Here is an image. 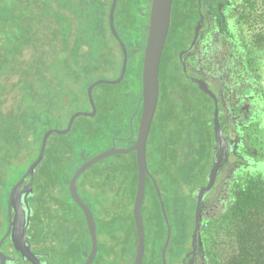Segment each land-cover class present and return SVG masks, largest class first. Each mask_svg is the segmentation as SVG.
I'll return each instance as SVG.
<instances>
[{
    "label": "trees",
    "instance_id": "16d2710c",
    "mask_svg": "<svg viewBox=\"0 0 264 264\" xmlns=\"http://www.w3.org/2000/svg\"><path fill=\"white\" fill-rule=\"evenodd\" d=\"M142 1L119 0L115 12L116 25H119V11L123 5L128 4V17L134 18L135 10L139 8L137 3L142 5ZM111 4L112 0L0 1V179L5 177L4 180L16 181L37 158L47 128V114H60L68 122L71 101L74 105L81 104L79 96H70L74 93L71 87L81 85L87 101L88 86L111 70L117 60L111 38L117 41L108 25ZM183 18L187 21L188 13ZM129 37L139 41L137 33L132 32ZM177 43L178 40L175 41L178 54L180 49H177ZM176 60L179 73L172 71L168 75L162 71V81L169 93L177 88L179 76L186 75L179 57ZM167 61L164 55L163 70L166 69ZM131 62L132 67L137 68L131 77L138 89L134 107L126 111L124 103L119 111V103L110 104L108 100L102 115V121L104 123L106 120L108 128L105 126L103 133L97 127V119H89L85 130L84 124L82 130L79 129L82 124L79 123L76 129L66 134L55 133L46 151L47 160L54 147L52 143L56 141L59 166L52 167L51 175L54 173L61 180L69 182L82 165L83 156L89 148L86 145H90L91 141L109 140L111 144L115 135H130V119L142 95L143 58L139 65L135 60ZM185 89L191 93L186 99L188 111L185 115L177 109H167L163 98L159 101L156 126L147 146L151 174L147 177L149 185L143 204L144 218V213L151 209L149 201L146 202L147 197L156 198L162 213L154 180L160 190V183H164L165 188L176 197L179 195L177 189L181 187L194 192L199 186L208 183L215 133H209L208 137L204 133V126L192 102L195 95L191 91L193 87ZM30 90H33L34 105L27 101ZM178 98L179 93L176 92L172 93L169 100ZM140 113L141 110L138 117ZM168 118L173 122L177 120L179 127H164L158 131L160 119ZM211 122L213 129V120ZM134 140L135 137L130 143ZM185 148L187 150L183 152ZM246 154L245 157L225 161L213 187L214 196L209 198L207 204L206 200L202 203L201 211H208L202 224L205 227L207 264H264V160L251 150H247ZM74 160L79 161L78 165L71 168ZM44 165L47 166L46 161ZM94 165L78 179L90 178L92 183L84 191L93 197L94 211H103L102 197L108 190L110 197H125L128 217L129 205L134 203L138 182L135 152L115 154ZM58 170L61 171L59 175ZM90 170L91 173H88ZM37 179L45 178L37 175ZM100 222L98 234L103 236L106 231L103 221ZM132 224L130 226L127 222L126 235L130 243L128 250L135 253L138 234L134 220ZM162 247L158 250L152 247L148 251L146 243L143 264H163Z\"/></svg>",
    "mask_w": 264,
    "mask_h": 264
},
{
    "label": "flooded vegetation",
    "instance_id": "af4514ba",
    "mask_svg": "<svg viewBox=\"0 0 264 264\" xmlns=\"http://www.w3.org/2000/svg\"><path fill=\"white\" fill-rule=\"evenodd\" d=\"M151 4L152 0H144L142 1V5L138 2L137 6L139 8L135 10L137 13H135V17L138 19L143 18L145 21L148 20L147 33L149 31ZM197 4V9L195 10L197 21L194 26H191L193 33L192 39L185 45V47L181 48L180 51H184V61L181 62L180 58L179 61L186 74L184 76L187 77L190 82L194 83L192 84L193 90L191 91H194L195 94L198 90L202 95L209 96L201 89L198 82L194 81L195 78L205 80L208 83L209 88L211 87V83L214 82V90L212 91L217 97V105L220 110V123L227 134L229 142L224 149V156L226 158L223 162L224 164L227 159H239V157L247 156V150H251L257 154V151H254L252 147L254 142L253 131L255 129L264 131V89L257 76V70L254 68L252 49L247 42L245 36L246 31L244 32L243 24L246 20L244 17V3H238L236 0H197ZM201 16L204 17V20L199 30L196 43L193 48L190 49L195 36V27ZM127 17L128 4L123 5L119 11V25H116V19L114 18L115 28L128 48V65L132 60L137 61V64L139 65L141 59L144 57L145 44L142 46L140 41H133L132 38L129 37L132 34L134 26L131 24L132 22L129 24L127 23ZM108 25L110 32L113 35L109 19ZM136 33L138 32L136 31ZM113 37L118 43H116L117 48L113 47V50L118 53L116 54L117 56L120 55V57H122L123 64L124 57L121 43L114 35ZM169 37L170 31L163 53V56L165 55L167 60L170 59L171 51L175 50V41L168 44ZM141 54L142 57L140 56ZM183 63L186 64V69H184ZM162 71L167 73L166 69L163 70L162 67L160 68L159 101L162 98L164 101H167L169 103L167 109H177L180 113L187 112L188 108L186 106V99L189 98V94L191 93L187 92L185 89L186 87L179 89L175 88L174 91H170V93L167 92L165 89L166 85L164 84V81H162ZM101 77L104 76L101 75ZM97 86L93 90V96L97 108L96 112L94 115L86 117H88V119H97L99 122V120L103 118V107H106V102L108 100H106V95L105 98H103L104 95H102L103 102H101L100 93H95L94 95ZM176 92L179 93V98L176 100H169L172 93ZM70 96H79L81 103L84 102V97L81 94L76 95L74 92L70 94ZM193 97H195V95H193ZM139 99L138 108L134 111L130 119V135H115L111 139V144H109L104 150L110 148L114 144L116 147H130L135 143L138 133L136 125L138 124L139 128L141 113L140 117H138V115L140 110L142 111L141 98ZM211 101L213 102L214 113L215 100L212 98L210 99V102ZM77 102H79V100ZM85 102L87 108L84 110L82 107L74 105V102L71 101L68 106L70 117L77 111L91 112L93 108L88 98V92L87 101L85 100ZM159 106L160 104H158L156 115L160 108ZM120 107L122 106H119V111ZM74 108H76L75 111H73ZM162 111L163 110L161 109V112ZM47 115L49 119L47 120V128L45 132L51 128L57 127L65 129L67 127L68 122H66L65 118L60 114ZM156 115L149 138L156 126ZM81 116L84 115L75 118L70 131L79 126L80 122L78 119ZM82 126L83 124H80V128H82ZM55 133L60 134L53 132L49 136L44 157L38 164L34 173L27 175L25 180L21 183V191H23L22 194L24 195L22 209L24 208L23 223L26 222V240L22 235L23 228H18V223L21 221L18 220L17 223L15 222L17 214L15 206L12 205L10 211L9 201L13 187L20 181L28 169L14 182L12 180H4L5 177L0 179V198H4L3 203L0 204V264H84L92 252L93 241L87 217L82 207L71 195L70 181H63L60 176H57L54 173L51 175L50 173L54 165L59 166L57 165L56 159L58 151L56 141L52 143L54 146L52 150L53 153L50 152L46 160L48 143L52 135ZM133 137H135V140L133 143H130ZM214 144L215 138L213 143V147L215 148ZM87 154L90 155L89 152H87ZM87 154H84L83 156V163L95 156L93 155L90 157ZM45 161L47 166L44 165ZM60 172L61 171L58 170V175ZM84 173H82L78 179ZM1 174L3 175V172ZM150 174L151 173H149L147 177L150 176ZM37 175L40 178L45 179H37ZM78 179L76 186L79 196L91 209L96 222L98 251L91 264H134L136 249L135 253L132 252V250H128L130 243L127 240L126 226L127 222L130 223V226L133 225V220L135 222V200L133 205H129L127 217L125 212V197L121 195L117 198L110 197L107 190L106 195L102 197L103 211L101 213L96 212L94 211V204L92 202L93 197L91 196V198L90 195L85 194L84 191V188L90 187L92 183L90 178L86 177L81 181ZM148 185L147 181L146 190ZM215 201L216 199L214 202ZM207 212L201 211L200 224L197 231V247L194 253L192 252V245L193 232L196 227V218L192 224L189 219H183L180 222L179 231H181V235L180 240L178 241L179 238H177L176 242L178 251L172 254L176 256V264H187L192 258L194 259L192 264H207V250L204 234L205 227L202 226L204 215H206ZM63 220H65V222H63ZM100 220L103 221L106 231L103 236L98 234L101 223ZM189 224L191 226L192 241L190 247L186 248L184 236L187 233V225ZM128 232L130 233V229ZM163 248L164 246L162 247V252Z\"/></svg>",
    "mask_w": 264,
    "mask_h": 264
},
{
    "label": "water",
    "instance_id": "95a60500",
    "mask_svg": "<svg viewBox=\"0 0 264 264\" xmlns=\"http://www.w3.org/2000/svg\"><path fill=\"white\" fill-rule=\"evenodd\" d=\"M1 1V0H0ZM118 0H112V4L110 7L109 13V20H110V27L112 30L113 35L118 39L121 43L122 50H123V64L121 68V73L118 78L116 79H106L100 78L91 83L88 86V98L92 105L93 110L89 111H77L69 118L68 125L65 129L59 128H51L47 130L42 138V143L40 147V151L38 153L37 158L33 161V163L29 166L26 173L20 179V181L13 187L10 195L9 201V208L10 211L12 209V205L15 206L16 211V219L15 222L17 223L18 220L21 222L18 223V228H23V238L26 240V222L24 221V208L23 201L24 195L21 191V183L25 180L27 175L33 174L35 169L37 168L38 164L44 157L47 141L49 136L53 132H57L60 134L68 133L72 126L73 122L76 117L80 115L84 116H92L96 112V104L93 96L94 88L99 84H115L119 83L125 77L127 67H128V59L129 53L126 44L120 38L116 28H115V10L117 7ZM174 0H152L151 10H150V22H149V31H148V38L144 48V59H143V68H142V95H141V102H142V111L140 117V123L138 128V133L136 137L135 143L130 147H116L115 144L110 148L96 154L92 158L86 160L78 169L75 171L74 175L70 180V191L73 198L79 203L82 207L83 211L86 214L87 221L89 224L92 241H93V249L92 252L84 264H91L97 251H98V239H97V231H96V222L93 216V213L89 206L80 198L76 182L78 177L84 173L88 168H90L95 163L115 154L119 153H128L135 151L136 152V160H137V167H138V182L136 187V196H135V204H134V217L136 222V229L138 234V242L136 247V254H135V262L134 264H143L144 255H145V247H146V239H145V228H144V215H143V204L146 195V186H147V175L149 172L148 167V160H147V145H148V138L152 128V124L156 115V111L159 104L160 98V68L162 57L165 49V45L168 39L170 27H171V20H172V9H173ZM204 17L201 16L200 20L198 21L195 27V36L190 46V49L196 43V39L199 35V30L202 26V22ZM183 54L184 51H181L179 54L180 61L183 62ZM184 69H186V64L183 63ZM194 81L198 82L201 89L212 97L215 100V110L213 113V125H214V133H215V150L213 156V164L210 169L208 175V183L206 185L199 186L195 191L194 194L197 197V207H196V227L193 232V250L194 253L197 247V231L200 224V217H201V207L202 203L204 202L206 194H208L214 187L218 173L223 165L224 160L226 159L224 156V149L227 146L228 138L227 134L222 128L220 123L219 115L220 110L218 108L217 97L215 93L209 88L208 83L200 78H195ZM158 197L160 200V205L165 216L167 227H168V234L165 241V245L162 252L163 264H167L166 261V250L170 241L171 237V225L168 221V216L165 208V203L162 197V193L158 187L157 182L154 180ZM11 227V223H10ZM192 258L187 264H192Z\"/></svg>",
    "mask_w": 264,
    "mask_h": 264
},
{
    "label": "rangeland",
    "instance_id": "374dc122",
    "mask_svg": "<svg viewBox=\"0 0 264 264\" xmlns=\"http://www.w3.org/2000/svg\"><path fill=\"white\" fill-rule=\"evenodd\" d=\"M236 1L238 3H244L245 6L244 17L246 20L244 21L243 24L244 32L246 31L245 36L247 38V42L249 46L252 49L251 50L252 61L254 64V68L255 70H257V76L259 77L262 87L264 89V0H236ZM196 3L197 2L195 0H174L173 11H172V23H171L170 37L168 44L178 40L177 49L179 48L181 50V48L185 47V45L189 43L190 40L192 39L193 33L191 30V26H194V22L197 21V15L195 13V10L197 9ZM185 13H188L187 21L184 20L183 18ZM132 17L133 16H129L127 18V23L129 24L130 22H132L133 26H135L132 32L133 34L136 33V31L138 32L137 35H139V41L141 42L140 44L144 46V44L146 45L145 42H147V36H148L147 33L148 20L145 21L143 18L138 19L137 17L134 18ZM111 42H112V46L117 48L116 42L112 40V38H111ZM180 52L181 51H179L177 54L175 50L171 51L170 59L166 63V71L168 75H171L172 71L178 72L177 67H179V64L176 58L179 57ZM115 53L118 54L116 51ZM140 56L142 57V54ZM115 57H117V60L115 61L114 65H112L111 70L106 74H104L103 75L104 77H97V79L100 78L116 79L119 77L122 66V57L120 58V55L118 56L116 55ZM132 64L133 63L130 61L127 67L125 77L121 82L115 84H100L97 86L94 94L100 93L101 102H103L102 99L105 98L106 95L107 97L106 100H109L108 102L110 104L116 105V101H117L120 106H123V104L125 103L124 108H126V111L131 110L134 107L136 103L135 92L136 91L138 92V89H136L137 88L136 83H134L133 80L131 79L132 72L133 71L136 72L137 69L136 67H135L136 69H134V67H132ZM179 79L180 82L176 86L178 89L182 87H187L189 89L192 88L191 85L192 83L188 82L187 77H185L184 75L182 76L180 75ZM213 84L214 82L211 83V87H210L211 90H214ZM71 88L74 90L76 94L78 95L81 94L84 97V102L78 105V107H82V109L85 110L87 108V104L85 102L86 98L84 95L85 94L84 89L82 88L81 85L74 86ZM197 91L192 102H194L195 104V113L198 116L200 123L202 122V125L204 126L203 131L208 137L210 136L209 133L211 134L212 132L214 133V128L212 129V125H211L212 123L211 121L213 117L212 116L213 102L212 101L210 102L209 96L202 95L199 91L198 92ZM102 95H104L103 98ZM27 101L30 105L35 104L33 99V90L32 91L30 90L29 93L27 94ZM163 104L166 107L169 106V103L166 101H163ZM182 115H185V113L182 112ZM179 117H180V113H179ZM78 121L85 125V128L83 129L85 130L87 128L86 126L87 122L89 121L88 117L81 116L78 119ZM176 121H174L175 122L174 124V122L171 121L169 118L168 120L160 119V124H158V131H160L164 127L165 129H168L172 126L179 127V123H176ZM98 124L99 125L97 127H100L101 133H103V131L105 130V126H107L108 128V123H106V120H104L103 123L102 118L99 120ZM79 129L82 130V128L80 127ZM53 136L54 134L52 135V137ZM253 139L254 142L252 147L254 151H257V157L264 159V131L255 129L253 131ZM207 142H209V140ZM89 144L90 145H86V147L87 146L89 147L87 148L88 152L90 154L96 155L109 146V140L107 142L91 141ZM185 150L187 149L185 148L183 152H186ZM78 162L74 160V163L71 165V168L72 166L74 167L76 164L78 165ZM99 162L95 164L98 165ZM88 173H91V170ZM160 185H161L160 191L162 193V197L165 203L168 221L171 225V237L167 248L166 261L167 264H176L175 263L176 256L172 254L178 251L176 242H177V238H179L178 241L180 240V235H181V231H179L180 222L183 219H187V220L189 219L191 221V224L194 222L196 218L195 210H196L197 197L195 196L194 192H191V190L186 187L183 188L181 187L177 189L179 190V195L176 197L171 193L172 192L171 190H169L167 187L165 188L164 183H160ZM214 194L215 191L213 192L212 189V191L209 192V195L205 198L206 204L208 203L209 198H212ZM3 201L4 198H0V204H2ZM147 201H149L151 205V209L148 212L146 211L144 213L147 250L149 251L152 247H155L158 250L163 246V244H165L167 238V234H168L167 222L163 214V211L161 213L159 209L156 198L147 197L146 202ZM184 241L186 243V248H189L192 241L190 224L187 225V233L184 236ZM159 263L161 264V262Z\"/></svg>",
    "mask_w": 264,
    "mask_h": 264
}]
</instances>
